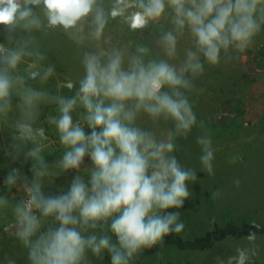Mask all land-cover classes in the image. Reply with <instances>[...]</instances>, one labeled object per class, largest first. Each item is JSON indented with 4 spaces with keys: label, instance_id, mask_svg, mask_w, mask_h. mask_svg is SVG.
<instances>
[{
    "label": "clouds",
    "instance_id": "clouds-1",
    "mask_svg": "<svg viewBox=\"0 0 264 264\" xmlns=\"http://www.w3.org/2000/svg\"><path fill=\"white\" fill-rule=\"evenodd\" d=\"M0 25V129L11 134L6 155L21 165L3 183L8 193L24 194L17 202L0 195V209L10 208L28 264H94L105 253L110 264H135L145 249L183 232L178 210L199 177L175 153L179 138L205 129L190 99L202 91L195 80L205 64L218 66L252 46L264 31V0H0ZM117 27L132 35L155 30L156 37L113 43ZM54 32L83 49L82 75L58 85L71 94L47 86L55 65L42 41ZM185 38L191 46L181 58ZM46 107L54 108L47 123L63 149L51 165L41 126ZM161 122L171 127L158 134ZM196 143L202 170L214 176L210 130ZM86 156L91 167H82ZM29 161L31 178L23 171ZM69 170L66 191L45 192ZM220 196L217 188L212 198ZM246 239L251 247L217 256L216 264H252L256 232ZM4 264L16 261L6 256Z\"/></svg>",
    "mask_w": 264,
    "mask_h": 264
},
{
    "label": "rangeland",
    "instance_id": "rangeland-1",
    "mask_svg": "<svg viewBox=\"0 0 264 264\" xmlns=\"http://www.w3.org/2000/svg\"><path fill=\"white\" fill-rule=\"evenodd\" d=\"M155 37V30L132 35L117 27L113 32V43L122 44L129 39L153 43ZM189 46L190 41L185 38L180 45L181 58L183 49ZM42 48L47 53V63L55 65V75L47 86L54 92L71 94L67 89L58 88V85L69 78L77 80L82 75L80 56L83 49L60 32L50 33L42 41ZM245 54L246 52L239 54L236 59L223 58L218 66L205 64L204 74L195 80L197 88L202 91L192 94L190 99L194 101L197 119L204 121L205 129L195 127L186 139L179 138L175 155L182 165L197 171L199 180L195 184L189 183L192 197L178 210L185 224L184 231L169 235L184 243L210 241L219 227L229 224L240 228L251 227L252 221L259 225L264 224V72L256 75L254 70V66L264 70V64L260 62L259 67L256 66L257 61L252 55H249L247 62L244 61L247 63L245 64L242 59ZM251 57L254 61L253 68L250 65ZM251 69L253 76L249 73ZM251 77L253 81L249 82L248 78L252 79ZM224 112L226 117L219 119L218 115ZM50 114H55L54 108L42 109L41 126L45 128L47 136L44 141V154L46 162L51 165L61 158L63 149L55 127L47 123V116ZM170 127V123L161 122L158 134L166 133ZM209 130L215 155L214 176H209L202 170L199 159L201 147L196 143V138ZM88 131L91 129H87ZM10 144V132L0 129V146L8 151ZM237 154L241 155L242 159L231 163V158ZM5 158L8 160L9 157L6 155ZM30 164L29 161L23 165V171L29 178ZM13 166L21 165L19 162L12 164L10 160L6 161V168ZM91 166L90 158L86 156L82 167ZM74 173L75 170H69L68 173L54 177L52 183L46 185L45 192H58L61 189L66 191ZM237 178L240 180L239 187L234 183ZM217 188L220 189L221 196L213 199L212 193ZM14 190L12 189L11 193H8L7 189L0 191V195L7 194L10 201L17 202L23 198V192ZM12 222L10 208L0 209V264H4L6 256L15 259L16 264H28L26 249L12 237L11 232H2ZM256 236L258 255L253 258L252 264H264V234ZM246 237L247 235H228L204 250L181 248L176 242L166 243L155 249V252L141 256L136 264H216L217 256L227 259L236 255L238 247H251ZM94 264H110V257L105 253L104 260L94 259Z\"/></svg>",
    "mask_w": 264,
    "mask_h": 264
},
{
    "label": "trees",
    "instance_id": "trees-1",
    "mask_svg": "<svg viewBox=\"0 0 264 264\" xmlns=\"http://www.w3.org/2000/svg\"><path fill=\"white\" fill-rule=\"evenodd\" d=\"M0 41L3 42V38H0ZM86 132H87V128H86ZM89 132V131H88ZM90 133V132H89ZM256 232V234H264V224H261V228L259 230L252 228V227H244V228H240L234 224H229L226 227H222V228H218L217 232L214 233V238L210 241H196V242H182L180 239H173V237L168 236L165 238V241L163 243H173L176 242L181 248H193V249H207L212 247L214 244H216V242L223 240L224 238H226L228 235H233V236H245L248 235L249 232ZM162 245V246H163ZM160 245H157L155 247H153L152 249H146V251L143 253L142 256H146L147 253L150 252H155V249L162 247ZM136 264V262H135ZM258 264V263H256Z\"/></svg>",
    "mask_w": 264,
    "mask_h": 264
},
{
    "label": "crops",
    "instance_id": "crops-1",
    "mask_svg": "<svg viewBox=\"0 0 264 264\" xmlns=\"http://www.w3.org/2000/svg\"><path fill=\"white\" fill-rule=\"evenodd\" d=\"M3 26L2 25H0V28H2ZM263 41V43H260V42H262ZM261 46V47H260ZM246 54L245 55H243V57H242V59H243V62L245 61V62H247V60L248 59H250L249 58V55L251 56H253L254 57V59H256L257 60V58L259 57V56H264V31H262V33L259 35V36H257L256 38H255V40H254V42H253V44H252V46L249 48V49H247L246 51ZM251 62H250V65L252 66V68H253V66H254V61H253V59H252V57H251V60H250ZM244 62V63H245ZM245 64H247V63H245ZM259 65H260V62H256V66H258L259 67ZM249 67V64H248V66H247V68ZM256 69V67L254 66V70ZM246 71V70H245ZM251 75L253 74V70L251 69V71L249 72ZM253 76V75H252ZM252 78V77H251ZM246 81H247V78H246ZM248 81L249 82H251V81H253V78L252 79H249L248 78ZM5 148L4 147H1L0 146V169H1V173H2V175L3 176H6V174H7V172H8V168H6L5 167V163H6V161H8V160H10V162L13 164V162L11 161V159L10 158H8V160L5 158V156H6V150H4ZM8 150V149H7ZM5 152V153H4ZM13 189H15L16 191H19L18 189H16V188H13ZM15 190H14V192H15ZM1 191V190H0ZM13 222H14V220H13ZM14 231L15 230H12V231H10L12 234L14 233ZM3 232V234H4V231H2ZM13 238H15L14 237V235L12 236Z\"/></svg>",
    "mask_w": 264,
    "mask_h": 264
},
{
    "label": "built area",
    "instance_id": "built-area-1",
    "mask_svg": "<svg viewBox=\"0 0 264 264\" xmlns=\"http://www.w3.org/2000/svg\"><path fill=\"white\" fill-rule=\"evenodd\" d=\"M0 42H1V41H0ZM256 61L261 62V63L264 64V57L259 56V57L257 58ZM263 72H264V70H260V69H257V68L255 69V74H256V75L262 74ZM224 117H226V113H225V112L222 113V114H219V115H218V118H219V119L224 118ZM246 124H247V123H246ZM85 130H86V129H85ZM4 178H5V176L2 175V173H1V169H0V190H1V191L6 190V188L4 187V183H3ZM23 195H24V194H23ZM13 225H14V222H12L11 225L8 226V227L6 228V230L4 231V234H5V233H8V232H10V231H12V230H15ZM14 237H15V236H14Z\"/></svg>",
    "mask_w": 264,
    "mask_h": 264
}]
</instances>
